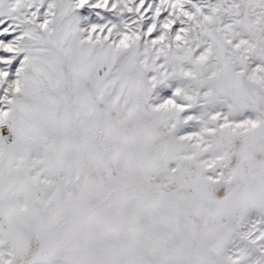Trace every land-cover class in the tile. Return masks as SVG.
<instances>
[{"label": "snow or ice", "instance_id": "snow-or-ice-1", "mask_svg": "<svg viewBox=\"0 0 264 264\" xmlns=\"http://www.w3.org/2000/svg\"><path fill=\"white\" fill-rule=\"evenodd\" d=\"M0 264H264V0H0Z\"/></svg>", "mask_w": 264, "mask_h": 264}]
</instances>
